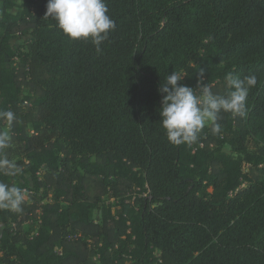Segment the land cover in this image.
Returning <instances> with one entry per match:
<instances>
[{"label": "trees", "instance_id": "16d2710c", "mask_svg": "<svg viewBox=\"0 0 264 264\" xmlns=\"http://www.w3.org/2000/svg\"><path fill=\"white\" fill-rule=\"evenodd\" d=\"M105 2L115 29L97 52L47 0H0L20 169L0 182L27 193L22 212L0 210V264H264V0ZM174 71L219 94L228 73L255 75L246 115L169 143L159 88Z\"/></svg>", "mask_w": 264, "mask_h": 264}, {"label": "clouds", "instance_id": "9594fccd", "mask_svg": "<svg viewBox=\"0 0 264 264\" xmlns=\"http://www.w3.org/2000/svg\"><path fill=\"white\" fill-rule=\"evenodd\" d=\"M45 17L56 21L57 27L71 40H91L100 52V45L115 29V21L108 14L105 0H47ZM203 69L198 75L203 77ZM187 75L173 72L167 75L159 88L162 93L159 110L160 124L169 143L179 146L198 142L202 129L211 124L213 134H220L222 125L218 122L221 113L232 116L246 115V101L250 89L257 85L255 75L240 78L228 73L225 90L214 93L207 84L198 81V90L178 83ZM11 110L0 111V120L6 123V130L0 131V173L15 176L18 166L10 161L5 150L11 146L10 131L16 121ZM26 190L0 182V210L22 212Z\"/></svg>", "mask_w": 264, "mask_h": 264}, {"label": "rangeland", "instance_id": "374dc122", "mask_svg": "<svg viewBox=\"0 0 264 264\" xmlns=\"http://www.w3.org/2000/svg\"><path fill=\"white\" fill-rule=\"evenodd\" d=\"M21 42H22V39H20V38H16V39L13 41V43L16 44V45L21 44ZM208 125H209V124H208ZM1 229H2V226L0 225V232H1Z\"/></svg>", "mask_w": 264, "mask_h": 264}]
</instances>
